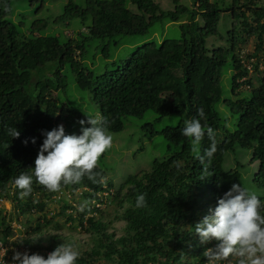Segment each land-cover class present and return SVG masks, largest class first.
Wrapping results in <instances>:
<instances>
[{"label": "trees", "instance_id": "obj_1", "mask_svg": "<svg viewBox=\"0 0 264 264\" xmlns=\"http://www.w3.org/2000/svg\"><path fill=\"white\" fill-rule=\"evenodd\" d=\"M13 1L0 0V195L11 199L16 216L29 214L35 207L42 213L40 219L50 222L45 211L57 192L46 190L33 177L31 195L20 199L13 181L21 173L31 174L46 138L44 132L63 124L66 134L71 135L76 122L87 120L62 96L68 86L62 69L69 64L78 86L91 93L100 116L108 118V131L120 132L127 115L142 116L148 110L155 111L159 118H178V124L160 132L173 145L170 155L156 160L150 171L129 177L114 194L110 192L107 206L111 210L90 203L80 212L66 198L58 199V215L65 217L71 228L80 227V231L89 233L85 239L76 238L78 245L69 243L79 253L75 264H207L203 253L218 242L201 244L194 234L195 225L214 213L218 200L233 184L240 183L252 192L264 188V69L260 68L264 64V0H192L191 5L170 0L173 8H164L155 0H88L83 15L90 14L92 22L83 40L75 43L42 34L46 23L41 19H37L31 34L23 33L11 19ZM128 1L137 7L136 12L127 7ZM69 6L79 10L73 2ZM177 21H181L179 38L145 43L117 68L99 75L76 56H85L88 39L101 38L108 39L105 58H112L125 36L145 35L157 22ZM212 36L215 41L208 46ZM250 39L254 51L242 57L240 45ZM57 59L60 67L56 80H46L43 67ZM246 62L253 68V75ZM225 68L233 71L234 93L241 80L250 85L249 96L240 95L227 102L232 115L239 114L231 129L218 109L224 98ZM200 108L205 113L202 125L216 133L217 151L210 162L205 156L207 172L180 131L185 120L199 118ZM9 128H17L20 137L12 138ZM210 144L205 134L199 146L202 156ZM237 148L253 149L252 162L257 160L259 164L254 179L245 180L240 170L245 159ZM226 160L228 170L224 167ZM94 171H102L103 184L85 176L79 184L62 183L60 190L89 187L92 192H85L84 197L103 203L98 193L109 192L113 183L104 168L97 165ZM127 186L130 190L125 192ZM137 194H146V207H135ZM256 195L264 205V192ZM260 212L264 216V207ZM13 218L0 209L1 237L12 234ZM116 221H124L120 236ZM21 241L45 258L56 248L30 237ZM234 264H238L236 259Z\"/></svg>", "mask_w": 264, "mask_h": 264}, {"label": "clouds", "instance_id": "obj_2", "mask_svg": "<svg viewBox=\"0 0 264 264\" xmlns=\"http://www.w3.org/2000/svg\"><path fill=\"white\" fill-rule=\"evenodd\" d=\"M241 55L245 57L243 50ZM253 61L254 59H251L250 62ZM245 65L251 68L250 73L253 75L254 70L251 65L248 62ZM260 68L264 69L263 63L260 64ZM249 89L250 85L243 79L240 81V86L236 88L235 94H239L241 90L248 91ZM222 101L228 102L229 100L224 97ZM83 112L87 120L79 121L81 125L80 135L66 134L63 124L43 133L46 138L39 149L35 167L32 168L31 174L21 173L13 181L14 188L20 190V199L31 195L33 177H35L36 183L44 186L46 190L57 192L53 194V201L57 202L60 197H64L70 204L78 207L80 212H84L90 203H96V206L101 209H107L110 206H107L111 199L109 193L114 194L118 189L114 185L110 187L109 192L98 193V196L104 199L103 203L98 202L96 198L89 199L88 197L87 199L84 197L85 192H92L89 187L60 190L62 183L65 186L79 184L85 176L93 183L103 184L105 182L102 171L94 170L101 155L112 146L113 138L108 134V118ZM197 116L199 118L185 120L184 127L180 131L181 135L191 142V151L200 161L203 171L207 172L205 156L210 162L217 151L216 133L213 128L202 125L201 120L205 118L203 108L197 110ZM7 131L12 138L20 137L17 128H9ZM205 134H207L211 144L202 156L199 146ZM24 143L27 145L28 141L25 140ZM32 143H35V138H33ZM175 164L179 170L180 162L177 161ZM107 186L108 184L105 185V187ZM135 201L136 208L146 207V194H137ZM102 204H105V208L101 207ZM0 205H2L0 209L3 215L8 218L14 217L10 221L12 234L6 238L0 236V243H3L6 249L2 256L4 260L0 264H75L79 253L74 250L73 245H78V241L73 242L71 240L73 235H65L60 231L62 229L60 228L62 223L60 218L65 220V217L58 215L57 210L54 211V215H58V218L54 215L50 216V209L47 208L45 212H47L50 222L46 224L42 218L40 219L42 213L37 211L35 207L29 214L16 216L15 207L6 195H0ZM262 207L264 205L255 192L242 187L240 183L232 185L231 189L218 200V206L214 213L205 216L194 227V234L199 236L201 244L213 240L218 242L215 247H209L204 251L203 255L207 257V264H218L220 261H226L225 264H234L235 259L238 264H264V216L260 212ZM68 212L71 213L72 209H68ZM91 215L93 216L95 213L93 212ZM54 218H56L55 222ZM50 225L57 228L51 229ZM65 225L71 228L70 222L67 223L66 220ZM44 233L47 236L51 233L64 236L63 238H66L67 242L63 243L60 239L57 245L53 244L56 248L48 254L47 258L42 253L36 254L33 249L21 243L23 238L30 237L43 246L52 244L54 236H48L45 241L40 240V238L45 237L39 238ZM71 241L74 243L73 245L69 244Z\"/></svg>", "mask_w": 264, "mask_h": 264}, {"label": "rangeland", "instance_id": "obj_3", "mask_svg": "<svg viewBox=\"0 0 264 264\" xmlns=\"http://www.w3.org/2000/svg\"><path fill=\"white\" fill-rule=\"evenodd\" d=\"M155 1L161 2L164 8H173L170 0ZM181 1L188 5L192 4V0ZM70 2H73L79 10L72 9L69 6ZM87 2L88 0H15L12 2L13 13L11 19L19 25L20 29L25 34H31L32 29L37 25V19H41L46 23V27L41 31L42 34L56 36L62 42L74 40L73 43H75L77 40H83L92 22L90 14L83 15V10L87 8ZM126 5L129 9L135 12L137 11V7L133 5L131 1H128ZM66 7L69 10H66ZM180 22L181 21L157 22L148 34L125 36L121 41V46L112 52L113 56L109 59L105 58L103 54L105 46L108 45V39L101 38L88 39L85 45V56L81 57L77 55V53L76 56L82 59L87 69L91 70L95 75H99L106 70L117 68L116 66L120 65L123 59L128 58L145 43L155 42L160 44L164 39L179 38L181 36V30L179 28ZM214 41L215 37H209L208 46H211ZM241 46L245 55L254 51L252 39L248 42H243L240 47ZM59 67L60 61L58 59L47 63L46 67H43V70H47L44 74L45 79H55ZM40 72L42 76V70H40ZM62 73L68 78V86L66 90L67 94L62 93V91H60V94L62 93L63 97H67L70 105L78 107L81 111L83 110L92 115H100L98 104L92 100L89 91L82 90L78 86L75 77L71 73L69 64L63 67ZM232 75L233 71L225 68L222 76V84L226 100H236L240 95L249 96L250 92L246 90H243L240 94H235L233 92ZM259 78L261 77L259 76ZM218 109L221 112V118L227 121L226 125L230 129L233 128V123L237 120L239 114L236 113L233 116L226 101L219 103ZM83 111L82 113L84 115ZM176 124H178L177 117L164 116L159 118V115L153 110H148L142 116L127 115L124 118L123 130L120 132L108 131V134L113 138L112 146L101 155L97 165L104 168L110 182L113 183L116 188H120L123 182L129 179V177H137L141 173L150 171L156 160H162L170 155V146L173 147V145L166 140L163 134H161V131L164 130L165 127H174ZM80 133L81 125L78 121L74 124L71 134L78 135ZM237 149L240 155L245 159V161L242 162L244 166L240 167L245 180L250 178L251 180L254 179L259 164L257 160H253L252 162L253 149ZM232 155L236 156L235 153H232ZM224 167L227 170L230 169L227 160L224 162ZM129 187L130 186L125 187V192L130 190ZM258 189L259 190L256 189L253 192L258 195L264 192V188ZM59 207V202H51L49 205V215H54V211ZM101 207L105 208V204H102ZM107 209L111 210V207L108 206ZM54 216L57 217L58 215ZM55 221L56 218H54V222ZM60 221L62 222L60 227L62 229L60 231L65 235H73L74 237H71L73 242H76L77 239H85L89 235L88 232L80 231V228H69V226L65 225V220L63 218H60ZM123 225L124 221H116V227L119 229L117 232L118 236L123 233L120 230ZM50 228L56 229L57 227L50 225ZM48 236H54L52 244L57 245L60 239H62L63 243L66 242V238H63L64 236L53 235V233ZM48 236L44 233L41 234L39 238L42 237L40 240L45 241Z\"/></svg>", "mask_w": 264, "mask_h": 264}, {"label": "built area", "instance_id": "obj_4", "mask_svg": "<svg viewBox=\"0 0 264 264\" xmlns=\"http://www.w3.org/2000/svg\"><path fill=\"white\" fill-rule=\"evenodd\" d=\"M0 246H1V251H0V255H1V259H0V262H2L4 259H2V256L4 255L5 253V247L3 245V243H0Z\"/></svg>", "mask_w": 264, "mask_h": 264}]
</instances>
